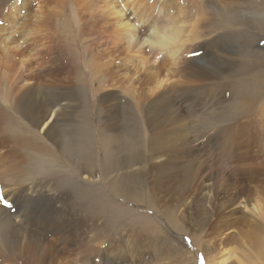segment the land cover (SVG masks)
Segmentation results:
<instances>
[{
    "label": "rangeland",
    "instance_id": "obj_1",
    "mask_svg": "<svg viewBox=\"0 0 264 264\" xmlns=\"http://www.w3.org/2000/svg\"><path fill=\"white\" fill-rule=\"evenodd\" d=\"M77 1L63 0V3L49 1L52 12L50 47L43 53L40 64L34 65L32 68H35L34 70L24 71L19 68L14 72L15 77L6 76L8 72L5 69L0 70V114L9 112L15 116L11 126L22 136L28 134L27 127L32 129V125L29 119L21 115V100L27 98L24 103L29 105V102V106H32L34 102L35 104L40 102L38 98L45 96L48 92L46 89L44 91V88H36L40 82L49 83L68 93L71 106L68 105V108H65V111L62 110L57 116L58 131L59 135L64 137L63 140L61 138L59 142L54 141L40 134L39 127L32 129L44 145L53 150L56 157L54 178L48 183H52L57 192L62 190V187L67 188L71 196L68 201V214H63L66 213L65 210L52 212V214H55L56 219L67 217L68 226L70 223L72 225L77 218L87 216L94 219V225L103 227L98 239L94 236L96 232L87 233L86 236L83 234L80 237H75L73 234L74 244L70 239L68 255L57 260L56 264H94L92 259L102 249L112 260L118 258L117 261H122L133 255L140 258V264H201V257H203V264H218L229 255L237 256L238 260L234 261L235 264H264V0H153L154 4L151 0H149L150 4L148 0H144L142 3L147 2L145 4L149 8H146L145 16H151L148 17L149 21H153L154 18V21L158 23L161 22L160 20H168L166 16H161V11H158L164 6L162 10L164 13L166 11V15L182 13L188 23L193 21L201 34L196 36V39L186 41L174 61L161 60L162 57L157 59L152 56L150 61L157 64L155 70L145 69L136 75L134 74L136 71L133 72L138 71L139 68L136 61L133 64L129 63L131 66L124 64L123 54L126 53L127 47L123 43L126 41L121 39L119 41L112 34L116 28L126 30L130 27L140 30L136 33V37L140 39L144 33L141 29L149 23L148 21L144 25V18L147 19V17H143L142 20L141 16L133 14L132 8H128L129 10L125 9L126 12L123 11V18H125V22L121 20L123 26L116 22L115 26L109 29L110 27L103 23L107 21V18L115 22L118 14L113 16L108 13L109 11L107 14H102L99 10V14L90 16L84 13L82 14L84 17H81L76 8ZM166 1L171 5H167ZM20 4L24 12L29 9L35 10L39 6L36 0H20ZM106 8L108 10V7ZM168 11L171 13L167 14ZM96 15L100 23L93 24ZM17 17L12 19L11 14L0 17V25L12 24L11 34L14 35L17 32L14 25L19 22V27L22 18ZM85 17L86 25L83 24ZM103 17L104 19H100ZM137 18L138 21H136ZM127 22L130 24L126 25ZM137 23L141 25L138 26ZM125 25L127 27L124 28ZM44 34V32L40 34L42 38ZM133 52L136 51L131 50L130 54ZM146 55L150 56V54ZM126 65L130 67L129 71ZM172 66L173 68H170ZM203 69L221 72L224 78L219 80L222 85L217 86L218 89L215 92H212V88L210 90L202 85L198 86L201 91L197 92V96L201 95L197 97L193 90L190 91L186 87L193 78L191 75ZM23 72H27V75ZM16 73L20 76L18 77ZM154 73L160 74L162 78L167 74L171 76L173 73L174 77L171 76L173 78L169 79L168 84L161 87L156 96L152 95L150 99L146 97V94L152 85L150 77L154 76ZM145 74L148 76H143ZM28 75L34 76L35 79L27 81L25 78ZM131 80H134L133 83ZM206 81L210 84L213 81L217 82V79L207 78L204 82ZM159 95L161 99L155 102L157 109L155 111L164 113L162 115L160 112L164 128L160 129L162 136L160 135L159 141L170 148V157L169 161H166V169L152 170V174L148 175L150 178L161 171L168 173L173 167V169L181 168L191 159L190 154L183 153L179 145L182 140L176 132V127L181 125L180 122L178 123V118H185L188 115L186 120L195 121V115L209 107L215 110L214 112L225 109L235 112L232 117H236L234 119L237 123L236 132L240 138L237 142H242L243 152L248 155L249 167L259 172L260 182L252 191L250 204L246 207L242 205L238 209V215H243L246 222L242 228L243 233L232 226L237 240L227 244L228 246L220 240L215 242L216 238L209 234L208 226L204 228L201 224L183 219L180 207L165 208L160 203L161 206H157L158 201L146 177L139 175L140 167L136 165V161L142 156L146 158L153 147L149 141L151 133L145 121L146 110L150 102ZM72 102L74 103L71 104ZM195 109L198 110L196 113ZM177 110H181V113ZM35 144L39 148V143ZM35 144H30L32 149L36 147ZM9 152L8 143L0 139V188L3 190L9 182V177H13L11 174H19L22 169L27 167L29 170L31 167L28 161L30 158H27L26 154L23 157L20 154L16 157L17 165L14 167L17 173L7 171L6 167L10 159L6 158L11 157ZM197 153H200L201 157L212 159L209 156L212 153L208 146ZM40 155L48 156L45 151H41ZM145 165L150 167L148 163ZM32 177L35 182L40 180L35 176ZM65 180H68V184L63 182ZM255 201L262 207V217L260 212L257 217L250 208L256 203ZM27 206L30 211L37 210L39 214L43 212L38 210L37 205L35 206L32 202H29ZM36 216L39 218L38 215ZM170 217L174 221H170ZM71 219L72 222H69ZM86 229L85 231L89 230ZM9 230L10 228L6 226H0V238L6 242L8 240L7 243L12 245L17 238L15 239L16 235ZM24 230L21 231L22 236L27 235L28 231L24 234ZM166 233L171 240H174V246L177 243L185 246L184 254L168 247V242H165L167 241ZM81 241H84V245ZM215 244L216 247L212 248ZM20 248L23 249L20 257L22 260L16 262L17 264H24L26 259H32L36 253L34 249L25 246H20L19 251ZM229 249L232 252H229Z\"/></svg>",
    "mask_w": 264,
    "mask_h": 264
},
{
    "label": "bare ground",
    "instance_id": "obj_2",
    "mask_svg": "<svg viewBox=\"0 0 264 264\" xmlns=\"http://www.w3.org/2000/svg\"><path fill=\"white\" fill-rule=\"evenodd\" d=\"M36 1L39 4L37 9H29L28 11L24 12L22 11L23 8L20 4V0H0V17L11 14L12 19H15V16H18L17 18L20 19V17L23 16L22 13H25L24 16L20 19V26L18 27L19 22L14 25L17 29V32L14 35L11 34V30L13 29V26H11L12 24L9 26L0 25V70H7L8 73L6 74V76L13 77L15 75L14 72H16V70L19 68L21 70L23 69L24 71L34 70L35 68L32 69L34 65L38 66L37 64H40L43 58V53L49 50L51 42L50 34L52 33V27H50V19L52 13L50 11V0ZM53 1H58L60 3L63 0ZM143 1L144 0H78L77 3H75L81 17H84V13L93 16L97 14L99 10L102 14H107L108 11V13L112 14L113 16H117L118 14V21L114 20L115 22H112L106 17L107 21H105V23H103L104 20L101 22L103 23V25H108L107 27H110L109 29H111V26H113L116 22H118L117 24L120 25L123 24H121V20L124 21L125 19L123 18V11L128 8H132L134 10L133 14H138L139 16H141L142 20L143 17H147L145 16V10L147 11L146 8H148V5L145 4L147 2L142 3ZM152 1L153 0H151V2ZM158 2L159 1H157V3ZM148 4H150V1ZM152 4L154 3L152 2ZM168 4L169 3H167V5ZM163 5L165 4L163 3ZM106 7H108V10ZM120 7H122V9ZM163 8H161V10L158 9V11H161V16H166L168 20H160L161 22L159 21L160 23H158L154 21L155 18L153 19V21H149L150 18L148 17L151 16H148L147 19L144 18V25L148 21L149 23L145 28L144 26L143 28L141 27V31H144V33L141 35L140 39L139 37H136V33L140 30L137 31L138 29L130 27L126 28V30H120L119 28H116L112 34L114 37H116V39H119V41L120 39L121 41H126L124 43L122 42L124 46L126 45L127 47H125L126 49L124 48L125 50H127L126 53L123 54V60H125L124 64H128L129 66H131L130 64L137 62L139 67L138 71L132 70L133 72L136 71L134 73L135 75L139 74V72H141L142 70L144 71L145 69H150V71L153 69L155 70L157 64L156 62L150 61L152 60L150 59V57L152 56L156 57L157 59L162 57L161 60L170 59V61H174L176 59V55L179 53L181 48H183L182 46L184 45V43H186V41L192 40V38L196 39L195 37L201 34V32L198 30V27L193 24V21H190V23H188V20L185 19V16H183L182 13L170 16V14L168 13L171 12L168 11V15H166V11L164 13V11L162 10ZM147 13H149V11ZM75 14H77V12ZM110 14L109 16H111ZM126 15H128V13ZM161 16L159 17L161 18ZM86 17L84 18L85 21L83 22V24L85 23V25L87 23ZM94 18L96 19H94L95 22L93 24L99 22V18L97 17V15L96 17L94 16ZM100 19H104V17ZM81 20H83V18H81ZM136 21H138V18ZM139 23H141V21H139ZM129 24L130 22H127L126 25ZM141 24L137 23L138 26ZM126 25L124 26V28L127 27ZM42 32L45 33L43 38L40 35ZM137 39H139V41H137ZM131 50H135L136 52L130 54ZM146 54H150V56H147ZM119 55L120 54H118V56ZM128 65H126L125 67L129 71L130 67ZM170 68H173V66ZM21 70L18 71L20 72ZM172 72L174 73V71ZM23 73L27 75V72ZM29 73H31V71ZM20 74H22V72ZM33 74L34 73H32V75ZM146 74H148V72ZM146 74L143 76H148ZM172 74L171 76H173ZM17 76H20L19 73ZM29 76L30 75L25 78L27 81H33V79H35L34 76ZM171 76L167 74L162 78V76H160V74L158 73H154V76L151 75L150 82L152 85L148 90L146 97L150 98L152 95H155L157 91L161 89V87L167 85L168 81H170L169 79L174 77ZM191 76L193 78L191 79L190 84L188 83V86L186 88L190 91L193 90L196 96L197 92L201 91L198 86L202 85L203 87L209 88L210 90L212 88V92H215L218 89L217 86L222 85L219 80L224 78L222 77L223 75H221V72L212 70L205 71V69L198 73L194 72ZM207 78L211 80L217 79V82L213 81L210 84H207V81L206 83L204 82V80H207ZM17 86L19 85L17 84ZM173 87L175 88L174 85ZM28 88L30 89L31 86ZM36 88H44V91L47 90V96H41L42 98H38L39 100H41L40 102L36 104L34 102L32 106H29V102V105H26L24 103L27 98H24V96L20 95L22 98H24L21 100V105L19 104L21 106V115L29 119V122L32 125V129L33 127H39L40 134L49 137L54 141H58L61 138L63 140L64 137H61L62 135H59L57 127V116L61 113L62 110L68 108V105H70L67 91H61L60 89L49 85V83L44 84L43 82H40V84L37 85ZM174 88L172 89L174 90ZM164 90L165 89L163 88V91ZM20 91H22V89ZM20 91L18 92L21 93ZM160 99V95L158 97H155V99L150 102L151 104L146 110L147 118H145V121L147 123L148 130L151 133V139H149V141L150 144L153 145V147L152 151L149 155H147L146 158L142 156L136 161V165L140 167L139 175L146 177L147 182L151 186V191L153 192V194H155V199L158 201L157 206H161L160 204H162L163 206H165V208H176V206L180 207L181 211L183 212V219L188 220L191 223L196 222L195 224H201L204 228L208 226L209 234L214 235V238H216L215 242L220 240V242L226 243V245L232 244L237 240V235L234 232L235 229L232 226H234L238 230V232L243 233L242 228L244 227L246 222L243 215H238V209L242 205L246 207L250 204L252 191L258 186L257 184L260 182L258 178L259 172L254 171L252 167H249L250 163H248V155L243 152L242 142H237V140H239L240 138L236 132L237 123L234 120L236 119V117H232L235 112L233 110L225 109L221 112H218L217 110V113L214 112L215 110L213 111V109L209 107L208 109L200 111L197 115H195V121L186 120L188 115L185 118H178V123L180 122L181 125L176 127V132L182 140L181 144L179 145L183 153L190 154L191 159L186 165L181 168L173 169V167L168 173H164V171H161V173H156L155 175L153 174L154 177L150 178L148 175L152 174V170L166 169V161H169L170 157V148L166 147L164 143L159 141L161 135L160 129L164 122L161 119L160 112L162 111H155L157 110L155 108V102H158ZM73 103L74 102H72L71 104ZM196 110L197 109H195V113ZM177 111L180 112L179 110ZM177 111L176 113H178ZM163 114L164 113L162 112V115ZM13 117L15 116H12L9 112L0 114V139H3L4 142L8 143L10 148L9 153H11V155L9 154L11 157L6 158L7 160L10 159L6 170L17 173L14 167L17 165L16 157L20 154H22V157L24 154H26L27 158H30V160L28 161L30 162L31 167L29 170L27 167L26 169H22L19 174H11V176L13 177H9V182L5 186V190H3V188H0V198H2L0 199V201L2 202L0 203V226H6L10 228L9 231H11L12 234L16 235L15 239L17 238L15 243H12V245L10 243H7L8 240L6 242L4 239L0 238V264H17L16 262L22 260V258L20 257L23 249L20 248L21 250L19 251L18 249L20 246H25L26 248L34 249V251H36L32 259H26V262L24 264H56L57 260H60L68 255V242L71 239L72 243V237H74L72 236L73 234L75 235V237H80L83 234H85L86 236L87 233L96 232L97 234H95L94 236L96 239H98L99 234H102L103 226L100 227L98 225H94V219L92 217L88 218L87 216L81 219L77 218L75 221H73L72 225L70 223L69 226L67 217H62L60 219H56L54 217L55 214L53 215L52 212H62L65 210L66 213L63 214H68V201L71 198V196H69L68 194L67 188L65 189L62 187V190H58L57 192L56 187L53 186L52 183H48L49 181L53 180L52 178H54L53 175L55 174L54 168H56V157L54 156L53 150H50L47 145H44V143L40 140V137L30 127H27V135L22 136V134L18 133L16 129L11 126V123L14 121ZM174 125L176 126L177 124ZM60 142L62 143V141ZM31 143H39V148L35 144L36 147H33L32 149V145H30ZM205 146H208L211 149L212 154L209 155L212 158L211 160L207 159L206 157H201L199 155L200 153H197ZM172 148H174V146ZM41 151H45L48 156L40 155ZM27 158H25V160ZM131 163L133 164V162ZM146 163H148L150 167H147L145 165ZM32 176L39 178V181L42 182H35ZM63 182L65 184H68V180H65ZM4 200L7 201V205H5V203L3 202ZM29 202L34 203L35 206L37 205V209L43 212L39 214L38 212H36L37 210L34 211L32 209L34 212L30 211L27 206ZM251 206V210L253 211V213H256L258 217L259 212L260 214L262 213V207L257 202ZM38 207H42L43 209H39ZM36 215H38L39 218H36ZM260 217H262V214ZM170 221L174 220L170 217ZM69 222H72V219ZM86 228H88L89 230L85 231L87 230ZM22 230H24V234H26V232L28 231L27 235L22 236ZM169 237L170 236L166 233L165 239L167 241L165 242H168V247L170 246L172 247L171 249L174 248L175 250H178L177 252H182L184 254V252L186 251L185 246L181 245L180 243H177V245L174 246V240H171ZM161 239H163V237ZM81 243L84 245V241H81ZM215 247L216 244L212 248ZM167 250L170 249L168 248ZM104 252L105 251L102 249V251L99 250L96 253L95 257L92 259L94 264H140L141 261L140 258H137L133 255H130L129 257L127 256L128 258L122 261H117L118 258H116V260H112V258L106 256L107 254H105ZM229 252H232L231 249H229ZM235 260H238L236 255H229L218 264H224L226 262L227 264H235Z\"/></svg>",
    "mask_w": 264,
    "mask_h": 264
},
{
    "label": "snow or ice",
    "instance_id": "obj_3",
    "mask_svg": "<svg viewBox=\"0 0 264 264\" xmlns=\"http://www.w3.org/2000/svg\"><path fill=\"white\" fill-rule=\"evenodd\" d=\"M0 199H2V198H0ZM3 202L5 203V205H7V201L6 200H4ZM201 264H203V257H201Z\"/></svg>",
    "mask_w": 264,
    "mask_h": 264
}]
</instances>
